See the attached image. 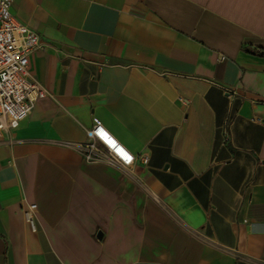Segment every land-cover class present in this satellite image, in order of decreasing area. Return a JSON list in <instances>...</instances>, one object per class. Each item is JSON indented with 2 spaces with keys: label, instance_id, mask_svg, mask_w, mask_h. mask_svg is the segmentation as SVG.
I'll list each match as a JSON object with an SVG mask.
<instances>
[{
  "label": "crops",
  "instance_id": "obj_1",
  "mask_svg": "<svg viewBox=\"0 0 264 264\" xmlns=\"http://www.w3.org/2000/svg\"><path fill=\"white\" fill-rule=\"evenodd\" d=\"M10 10L46 93L0 134V264H264V0ZM93 118L132 165L83 156Z\"/></svg>",
  "mask_w": 264,
  "mask_h": 264
},
{
  "label": "built area",
  "instance_id": "obj_2",
  "mask_svg": "<svg viewBox=\"0 0 264 264\" xmlns=\"http://www.w3.org/2000/svg\"><path fill=\"white\" fill-rule=\"evenodd\" d=\"M11 0H0V134L9 133L30 113L35 101L46 89L28 71V56L40 45L38 34L18 20L10 10ZM89 141L81 146L87 160L97 158L101 148L120 165L135 162V155L122 145L100 122L93 118L87 131ZM147 162L146 157H142ZM36 205L24 209L33 224Z\"/></svg>",
  "mask_w": 264,
  "mask_h": 264
}]
</instances>
